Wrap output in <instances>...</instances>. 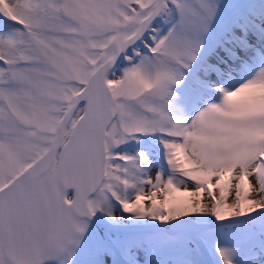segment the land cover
<instances>
[{"label":"snow or ice","instance_id":"snow-or-ice-1","mask_svg":"<svg viewBox=\"0 0 264 264\" xmlns=\"http://www.w3.org/2000/svg\"><path fill=\"white\" fill-rule=\"evenodd\" d=\"M0 264H264V0H0Z\"/></svg>","mask_w":264,"mask_h":264}]
</instances>
